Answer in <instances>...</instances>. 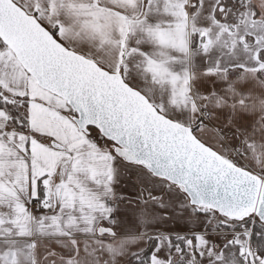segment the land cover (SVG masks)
<instances>
[{
    "label": "snow or ice",
    "instance_id": "1",
    "mask_svg": "<svg viewBox=\"0 0 264 264\" xmlns=\"http://www.w3.org/2000/svg\"><path fill=\"white\" fill-rule=\"evenodd\" d=\"M0 264H264V0H0Z\"/></svg>",
    "mask_w": 264,
    "mask_h": 264
}]
</instances>
